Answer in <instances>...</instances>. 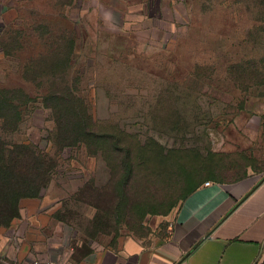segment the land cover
<instances>
[{
	"label": "rangeland",
	"instance_id": "1",
	"mask_svg": "<svg viewBox=\"0 0 264 264\" xmlns=\"http://www.w3.org/2000/svg\"><path fill=\"white\" fill-rule=\"evenodd\" d=\"M0 93L19 120L0 103L1 142L46 173L0 224V264L43 262L40 240L47 259L158 245L191 188L264 176V0H0ZM80 105L106 141L57 147Z\"/></svg>",
	"mask_w": 264,
	"mask_h": 264
},
{
	"label": "crops",
	"instance_id": "2",
	"mask_svg": "<svg viewBox=\"0 0 264 264\" xmlns=\"http://www.w3.org/2000/svg\"><path fill=\"white\" fill-rule=\"evenodd\" d=\"M263 177L200 186L183 200L169 236L155 246L128 240L81 257L54 246L53 259L43 258L48 255V241L30 246L37 248L34 252L43 261L55 264H264ZM30 246L11 247L8 256L20 261Z\"/></svg>",
	"mask_w": 264,
	"mask_h": 264
},
{
	"label": "trees",
	"instance_id": "3",
	"mask_svg": "<svg viewBox=\"0 0 264 264\" xmlns=\"http://www.w3.org/2000/svg\"><path fill=\"white\" fill-rule=\"evenodd\" d=\"M75 99L73 94L67 93V103H72ZM76 101V99H75ZM0 103L3 107V118H11L16 124L18 123L17 110L13 104L17 103L14 97L6 96L0 93ZM77 105V104H76ZM70 111L73 120L65 126L62 132L66 135L80 137L78 140H56L55 145L60 148H73L74 146L83 145L89 151L93 143V138H99L106 141V137L98 135L94 131L95 120L87 108L80 105ZM67 116V111H65ZM12 125V122L9 123ZM58 128L63 126L59 123ZM62 127V128H61ZM61 131V130H60ZM112 150L119 154H124V163L128 167V174H132V162L128 151L118 142L111 145ZM109 148V146H108ZM102 151H105L103 148ZM46 176L44 171V161L35 153L29 152L26 147H14L8 150L0 139V216L3 217L0 224H5L13 218L19 217L20 204L23 200L35 198L39 193V188L43 178ZM241 180V179H240ZM202 186V185H200ZM200 186L191 188L185 195L184 199L193 193ZM183 199V200H184ZM9 210V214H5Z\"/></svg>",
	"mask_w": 264,
	"mask_h": 264
},
{
	"label": "built area",
	"instance_id": "4",
	"mask_svg": "<svg viewBox=\"0 0 264 264\" xmlns=\"http://www.w3.org/2000/svg\"><path fill=\"white\" fill-rule=\"evenodd\" d=\"M208 184L209 183H205V185H208ZM18 264H55V262L50 261V260L43 261V262H40V261L35 260V261L30 262V263H18Z\"/></svg>",
	"mask_w": 264,
	"mask_h": 264
},
{
	"label": "water",
	"instance_id": "5",
	"mask_svg": "<svg viewBox=\"0 0 264 264\" xmlns=\"http://www.w3.org/2000/svg\"><path fill=\"white\" fill-rule=\"evenodd\" d=\"M263 180H264V177L260 180V182H262ZM260 182H259V183H260Z\"/></svg>",
	"mask_w": 264,
	"mask_h": 264
}]
</instances>
